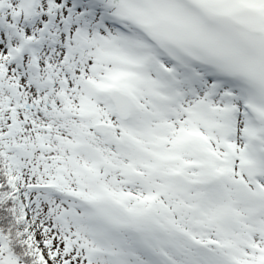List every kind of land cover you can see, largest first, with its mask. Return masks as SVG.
Returning <instances> with one entry per match:
<instances>
[{
    "label": "snow or ice",
    "instance_id": "6c2138e0",
    "mask_svg": "<svg viewBox=\"0 0 264 264\" xmlns=\"http://www.w3.org/2000/svg\"><path fill=\"white\" fill-rule=\"evenodd\" d=\"M0 264H264V0H0Z\"/></svg>",
    "mask_w": 264,
    "mask_h": 264
}]
</instances>
